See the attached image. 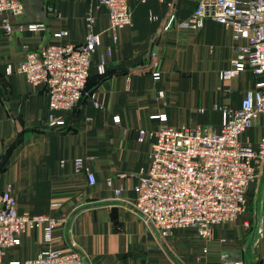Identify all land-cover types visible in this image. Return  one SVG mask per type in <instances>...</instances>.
Masks as SVG:
<instances>
[{
    "label": "crops",
    "instance_id": "crops-1",
    "mask_svg": "<svg viewBox=\"0 0 264 264\" xmlns=\"http://www.w3.org/2000/svg\"><path fill=\"white\" fill-rule=\"evenodd\" d=\"M21 1L23 13L9 17L11 22L42 23L45 29L7 34L0 14V148L13 145L0 170V192L10 186L19 212L63 219L52 232L50 247L81 251L86 264H223L238 259L264 264V181L253 184L252 195L248 191L245 212L234 222L214 226L208 240L192 228L174 229L160 239L132 205L151 143L148 136L139 140L140 129L199 123L218 130L221 115L213 107H237L244 91L263 79L250 70L229 81L219 79L240 44L231 31L211 18L197 31L162 30L170 13L185 19L198 0L131 2V24L114 32L108 31L106 10L100 7L95 30L101 33V45L91 57L88 91L76 108L63 113L65 127L50 128L45 87H32L23 75H7L5 68L26 51L55 42L80 43L84 16L97 0ZM60 31L67 36L55 38ZM101 54L106 75L99 79ZM153 61L159 80L151 76ZM159 91L163 97L157 99ZM92 93L101 107L93 105ZM160 114L166 122L153 118ZM262 121L255 125L257 133ZM250 136L253 143L260 137ZM86 156L93 157L94 184L73 168V158ZM41 248V231L27 230L0 264H20Z\"/></svg>",
    "mask_w": 264,
    "mask_h": 264
},
{
    "label": "built area",
    "instance_id": "built-area-1",
    "mask_svg": "<svg viewBox=\"0 0 264 264\" xmlns=\"http://www.w3.org/2000/svg\"><path fill=\"white\" fill-rule=\"evenodd\" d=\"M145 1L97 0L84 16L85 32L80 43H51L38 51H26L19 62L6 66L7 75L21 74L32 87H45L50 128L64 127L63 113L71 111L83 98L91 57L101 45V33L95 30V10L105 8L107 29L114 32L131 24L130 3ZM23 9L21 0H0L1 28L5 33L45 29L42 23H12L9 17L20 16ZM207 18L228 28L232 39L240 42L228 66L219 71V79L229 81L246 70L263 79L244 91L237 107H213L221 115L218 130L194 123L138 131L139 140L148 136L151 143L148 165L138 175L132 205L160 239L174 229L192 228L201 239L208 240L214 226L234 222L245 212L249 189L264 181V135L253 143L249 134L264 118V0H198L185 19L176 20L174 13H170L162 30L176 27L197 31ZM67 34L60 31L53 36L61 38ZM112 38L117 41L116 36ZM110 53L108 48L107 54ZM105 63V55L101 54L98 73H104ZM150 66L152 79L159 80L157 61ZM91 96L93 105L101 107L93 93ZM162 97L163 92L159 91L157 99ZM153 118L167 120L165 114ZM92 160V156L72 160L74 170L83 172L90 184L95 183ZM114 192L118 195L120 189ZM17 205L7 186L0 192V263L6 250L20 245L23 233L39 229L42 248L20 264H86L87 258L81 251L50 247L52 232L63 219L46 213L19 212ZM223 264L245 263L238 259Z\"/></svg>",
    "mask_w": 264,
    "mask_h": 264
},
{
    "label": "rangeland",
    "instance_id": "rangeland-1",
    "mask_svg": "<svg viewBox=\"0 0 264 264\" xmlns=\"http://www.w3.org/2000/svg\"><path fill=\"white\" fill-rule=\"evenodd\" d=\"M231 80H232V79H231ZM183 118H184V115H183ZM260 127H261L263 130L260 129L259 133H257L258 131H256V130H257V126H254V127L250 130V132H249V134L252 135V138H254L255 140H256L259 136L264 135V119H263L262 124H261ZM251 132H252V133H251ZM11 146H12V144H11V145H8L7 148H5V149L0 148V169H2V168L4 167V163H5V161L7 160V158H8V157L12 154V152H13V147H11ZM253 190H254V186L252 185L251 189L249 190V195H252ZM12 192H13V191H12ZM249 195H248V203L250 204V206H252V205H253V203L251 202L252 197H250ZM249 197H250V198H249Z\"/></svg>",
    "mask_w": 264,
    "mask_h": 264
},
{
    "label": "trees",
    "instance_id": "trees-1",
    "mask_svg": "<svg viewBox=\"0 0 264 264\" xmlns=\"http://www.w3.org/2000/svg\"><path fill=\"white\" fill-rule=\"evenodd\" d=\"M90 74H91V71L89 70V74H88V78H87V82H86V85H85V88H84V95H85V93H87V91H88V87H89V81H90ZM106 75V71H104V73H98L97 72V76H98V78L100 79L101 77H104ZM83 95V96H84ZM74 108H76V107H74ZM65 127V126H64ZM11 147H13V145L11 146ZM5 164V163H4ZM5 167V166H4ZM3 167V168H4ZM2 168V169H3ZM1 170V169H0Z\"/></svg>",
    "mask_w": 264,
    "mask_h": 264
},
{
    "label": "water",
    "instance_id": "water-1",
    "mask_svg": "<svg viewBox=\"0 0 264 264\" xmlns=\"http://www.w3.org/2000/svg\"><path fill=\"white\" fill-rule=\"evenodd\" d=\"M111 211H112V214L115 215L117 210H116V208H113Z\"/></svg>",
    "mask_w": 264,
    "mask_h": 264
}]
</instances>
